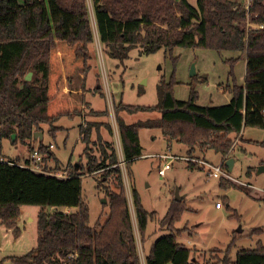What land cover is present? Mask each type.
Wrapping results in <instances>:
<instances>
[{
    "label": "trees",
    "instance_id": "16d2710c",
    "mask_svg": "<svg viewBox=\"0 0 264 264\" xmlns=\"http://www.w3.org/2000/svg\"><path fill=\"white\" fill-rule=\"evenodd\" d=\"M92 5L100 43L114 59L126 60L137 48L146 55L161 49L189 48L240 52L246 60L244 85L228 87L233 97L227 105L201 107L194 90L188 101H178L173 83L164 80L157 86L156 106L115 105L138 232L144 244L155 213L144 208L132 172L143 156L139 130L158 128L170 141L184 145L190 155L197 149L213 150L224 161L232 152L233 135L246 128L264 129V0H251L248 8L244 1L234 0H197L196 5L189 0H92ZM93 42L87 0H0V141L15 134V142L20 141L30 151L24 164L0 160V224L18 236L22 207L41 209L37 246L14 259L18 264H142L118 152L114 142L101 134L105 128L112 137V127L104 122L88 123L80 130L85 154L92 141L100 153V161L88 156L87 173H102L98 188L104 184L105 197L110 199L109 216L94 226L82 197L85 172L73 166L69 177L55 176L47 168L50 160L57 163L50 146L41 142L35 148L32 143L44 125H49L54 135L63 130L55 126L61 118L82 116L84 104L73 102L64 86L74 83L78 71L90 69ZM30 73L33 76L28 81ZM93 112L109 116L107 110ZM139 112H158L161 117L127 124L121 115ZM36 150L44 156L43 172L29 167ZM195 166L190 160L189 167ZM220 186L233 185L222 179ZM60 208L78 211L63 213ZM185 210V203L172 201L160 224L166 234L152 243L145 264H199L192 250L179 242L182 232L175 228ZM215 264H264V244L238 252L235 261L226 253Z\"/></svg>",
    "mask_w": 264,
    "mask_h": 264
},
{
    "label": "rangeland",
    "instance_id": "374dc122",
    "mask_svg": "<svg viewBox=\"0 0 264 264\" xmlns=\"http://www.w3.org/2000/svg\"><path fill=\"white\" fill-rule=\"evenodd\" d=\"M196 1L189 0L193 5H196ZM87 2L94 31V42L89 49L90 69L86 73L78 71L75 82L64 86L73 102L82 100V116L61 118L55 126L63 130L54 135L49 132L51 127L44 125L42 140L34 139L32 143L35 148H39L41 142L47 147L54 146L52 153L59 165L50 160L47 167L50 173L73 172V166L85 172L82 178V197L90 212V225L94 226L100 219L104 222L109 216L110 199L105 197L104 184L98 188L102 173H87L88 156L100 161V153L94 145L95 141H92L88 154H85L86 145L81 141V126L86 128L92 117L109 124L115 134L111 137L104 128H101V134L114 142L119 162L123 163L114 109L116 104L123 102L133 106H156L159 102L157 86L164 80L166 84L173 83V94L178 101H188L194 90L201 107L227 105L233 97L228 87H233L234 83L244 85L246 60L240 52L189 48H175L173 51L161 49L150 55L143 54L142 49L137 48L130 52L126 60L114 59L100 43L92 0ZM193 68L195 75L192 76ZM93 109L107 110L109 116L99 117ZM121 115L127 124L158 120L161 117L158 112ZM139 137L143 156L135 162L132 172L144 208L149 213H155L149 221L144 244L138 232L129 174L121 162L120 167L142 264H145V256L152 243L166 234L160 224L172 201H175L177 189H180V196L184 197L182 202L187 207L175 225L182 232L179 242L192 250L199 264H215L226 253L235 261L238 252L253 250L260 242L264 244V172L259 173L260 168L264 167V146L261 145L264 129L246 128L240 134L233 135L232 152L229 159L224 161L213 150L197 149L190 155L184 145L170 141L158 128L141 129ZM164 154L176 156L177 159L162 177L159 171L164 164L160 162L159 156ZM28 156V146L20 141L15 142L12 138L0 141V159L23 161ZM230 159L234 161L232 172L226 165ZM190 160L196 164L194 168L189 167ZM222 165L221 178L210 175L213 172L210 167ZM222 179L233 186L222 188ZM109 186L118 191L114 185ZM217 204L221 207L217 208ZM40 210L38 206L22 207L18 236L0 224V264H18L14 259L24 257L37 246ZM58 211L76 213L78 209L60 208Z\"/></svg>",
    "mask_w": 264,
    "mask_h": 264
},
{
    "label": "built area",
    "instance_id": "2783aa9c",
    "mask_svg": "<svg viewBox=\"0 0 264 264\" xmlns=\"http://www.w3.org/2000/svg\"><path fill=\"white\" fill-rule=\"evenodd\" d=\"M245 3H246L245 4L246 8H248L251 4V0H245ZM263 113H264V111H263ZM53 149H54V146L51 145L50 150H53ZM43 157L44 156L41 155L38 150H36L33 154H31L32 164L29 167L35 171L43 172L44 171L43 170ZM159 158H160V162L164 164V166L159 171L160 176L163 177V176H165L166 172L171 169L173 161L175 159H177V157L170 155V154H164L163 156H159ZM122 160H124V159H122ZM122 164L125 165V162H123V163L121 162V165ZM210 168H211V170H213V172L210 174L211 176H213L214 178H221L220 175L223 171V165L219 166V167H210ZM54 175L59 177V178L69 177V173L66 171L62 174L61 173L60 174L55 173ZM220 207H221V205L217 204V208H220Z\"/></svg>",
    "mask_w": 264,
    "mask_h": 264
},
{
    "label": "water",
    "instance_id": "95a60500",
    "mask_svg": "<svg viewBox=\"0 0 264 264\" xmlns=\"http://www.w3.org/2000/svg\"><path fill=\"white\" fill-rule=\"evenodd\" d=\"M175 1L176 2H180L181 0H175ZM191 75L192 76L195 75V69L194 68L192 70ZM32 76H33L32 73L28 74V76L26 77V80L30 81ZM34 138H35V140H39V139L42 140L43 134L41 132H37V133H35ZM12 139L16 140V135L15 134L12 136ZM226 165H227L228 170L230 172H232L233 167H234V161L230 159V160L227 161ZM77 168H78V166H77ZM261 172H264V167L260 168L259 173H261ZM183 198H184L183 196H180V189H177L176 192H175V198H174L175 201L176 202H182Z\"/></svg>",
    "mask_w": 264,
    "mask_h": 264
},
{
    "label": "crops",
    "instance_id": "0c3cea01",
    "mask_svg": "<svg viewBox=\"0 0 264 264\" xmlns=\"http://www.w3.org/2000/svg\"><path fill=\"white\" fill-rule=\"evenodd\" d=\"M84 73V72H83ZM76 78V77H75ZM75 82V81H74ZM100 88V87H99ZM81 91V90H80ZM82 93V92H81ZM85 94V93H84ZM83 100L84 101H86L84 98H83ZM87 102V101H86ZM77 103H82V100H80V101H78L77 100ZM88 103V102H87ZM94 110V109H93ZM95 111V110H94ZM96 112H100V111H96ZM96 119V120H95ZM90 121V123H101V122H103V121H101V119H99V118H93L92 117V120H89ZM105 129V128H104ZM106 130V129H105ZM106 132H107V134H108V131L106 130ZM113 133L115 134V132L113 131ZM109 135V134H108ZM96 136H97V134L94 132L93 133V140H95L96 139ZM105 139V138H104ZM105 140H108V141H110L109 139H105ZM117 152H118V150H117ZM30 158V151H29V156L28 157H26V158H24L23 159V161H21L23 164L25 163V162H27V160ZM1 161H6V162H9L10 160H7V159H3V158H1L0 159ZM20 160V159H19ZM150 250V249H149ZM146 257V256H145Z\"/></svg>",
    "mask_w": 264,
    "mask_h": 264
}]
</instances>
